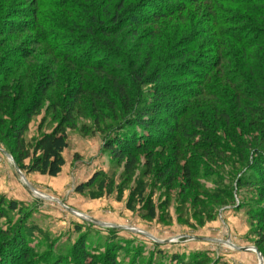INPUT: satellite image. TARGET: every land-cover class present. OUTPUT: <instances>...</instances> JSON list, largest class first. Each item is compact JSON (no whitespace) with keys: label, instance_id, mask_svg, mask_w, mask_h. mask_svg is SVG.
Returning a JSON list of instances; mask_svg holds the SVG:
<instances>
[{"label":"trees","instance_id":"obj_1","mask_svg":"<svg viewBox=\"0 0 264 264\" xmlns=\"http://www.w3.org/2000/svg\"><path fill=\"white\" fill-rule=\"evenodd\" d=\"M31 2L35 10L29 14L34 18L29 27L34 42L44 45L48 61L35 57L31 67L24 65L20 77L0 83V125H6L0 130L13 137V148L6 152L21 171L49 177L61 172L67 130L77 128V107L86 101L96 128L102 127L104 118L116 115L117 123L106 135L104 148L119 162L128 158V172L136 164V154L162 142L174 157L172 174L177 171L182 175L191 193H198L196 180L202 177L199 171L204 166L205 174L216 170L221 175L223 171L235 174L237 188L245 187L260 196L244 198L241 204L257 207L245 212L264 222V205L259 200L264 198V0ZM53 10H65L71 19ZM201 20L206 25L196 31ZM13 31L17 28L11 25L6 32ZM203 32L210 39L208 47L200 43ZM186 36L190 43L185 42ZM161 70H167L164 77L171 82L165 85L166 91L156 83ZM148 85L155 88L146 89ZM49 88L63 92L62 100L51 109L55 125L26 144L23 133L27 122L38 113ZM175 95L191 101L182 104ZM152 127L163 130L160 141L146 139ZM86 129L91 131L82 123L81 130ZM244 130L252 140L244 136ZM220 132L226 133L233 147L220 139ZM2 142L0 138V145ZM188 148L201 155L187 157ZM226 152L237 155L239 166L227 162ZM28 157L29 163H25ZM234 195L225 191L222 204ZM25 206L0 195V220L9 213L22 214ZM148 212L149 218H154L152 207ZM26 225V219L21 218L10 227L0 226V264L37 262L27 244ZM75 230L80 231V226ZM111 237V241L117 239ZM73 252L79 264H92L84 263L91 256L82 247ZM110 254H114L112 248L104 258L111 264ZM94 258L102 260L103 256Z\"/></svg>","mask_w":264,"mask_h":264},{"label":"rangeland","instance_id":"obj_2","mask_svg":"<svg viewBox=\"0 0 264 264\" xmlns=\"http://www.w3.org/2000/svg\"><path fill=\"white\" fill-rule=\"evenodd\" d=\"M31 1L0 0V83L20 77L24 65L31 67L35 57L48 61V54L42 49L44 45L34 42L29 27L31 19H34L29 14L35 10ZM53 13L71 19L65 10H53ZM203 21L196 23V31L203 30V25H206ZM11 25L17 31L6 32ZM20 25L24 26L18 28ZM200 34V43L208 47L210 39L206 38L204 32ZM184 40L191 42L188 36ZM15 63L21 66L16 67ZM160 73L156 83L162 91H166L165 85L171 83L164 77L167 70H161ZM145 88L153 89L155 86L148 85ZM62 93L59 89L47 90L38 113L27 122L23 133L26 144L32 143L33 139L55 125L51 109L57 101L62 100ZM175 96L182 104L191 101L184 96ZM86 104L85 101L77 107V128L67 130L68 147L63 152L65 164L57 176L27 173L19 169L27 182L46 198L28 188L15 170L14 160L1 152L12 149L14 139L9 133L0 130V138L3 140V145H0V176L5 178L6 185L14 186L11 188L12 195L26 198L21 201L26 205L22 214L9 213L5 219L0 220V226L10 227L16 220L26 219L27 244L32 249L31 256L37 261L35 264H56L58 261V264H79L73 249L80 247L91 256L84 263L92 264H110L104 256L111 248L114 250V254L108 257L109 261L114 260L111 264H227L221 260L224 254L236 250L219 241H229L239 247L259 246L264 264V222L245 212L251 208L257 209L256 206L241 204L247 195L259 198L256 192L245 187L237 188L235 174L223 171L221 175L219 170L214 174H205L207 170L204 166L199 171L202 177L196 180L198 193H191L182 175L177 174V171L172 174L176 167L174 157L169 147H162V142L148 152L136 154V164L128 172L125 168L128 158L119 162L104 148L106 135L117 123L116 115L112 114L110 119L104 118L102 127L96 128L93 124L94 116L89 114L90 108ZM155 116L159 118L162 114L156 113ZM82 123H86L91 131L81 130ZM5 126L0 125V129L5 130ZM209 126L213 129V125L209 123ZM161 131L159 127H152L146 139L160 141ZM226 133L229 135L228 131ZM226 133L220 132L217 135L225 139L229 147H233L226 139ZM244 133V136L252 140L247 131ZM28 152L29 157H32L33 150L29 149ZM185 152L187 157L201 155L199 150L191 148ZM233 154L228 156L225 153L230 158H227V162L236 166L238 160L236 154ZM29 157L25 163H29ZM178 161L183 163V157ZM96 176L99 177L92 182ZM79 187L82 192L77 191ZM225 191L235 192V197L222 204ZM4 197L10 199L6 195ZM259 200L264 205V198ZM60 203L88 218L78 217ZM149 206L154 209V218L148 216ZM95 221L104 225L96 224ZM76 225L80 226V231L75 230ZM30 227L34 228L28 230ZM126 228L145 232L151 237ZM111 236L117 239L111 241ZM154 239L170 242H156ZM60 255L64 258H60ZM97 256H103V259L96 260L94 257ZM249 257L245 255L232 259H236L238 264H249Z\"/></svg>","mask_w":264,"mask_h":264},{"label":"crops","instance_id":"obj_3","mask_svg":"<svg viewBox=\"0 0 264 264\" xmlns=\"http://www.w3.org/2000/svg\"><path fill=\"white\" fill-rule=\"evenodd\" d=\"M1 168V166H0ZM9 185H6V182H5V178L0 176V195H6L7 197L11 198V199H14V200H17V201H25L26 198H23L19 195H12L11 192V188L13 189L14 186H9ZM16 188V187H15ZM16 190V189H15ZM20 192V189H18ZM21 194V193H20ZM14 197V198H13ZM18 197V198H17ZM21 197V198H19ZM241 247H245V246H241ZM234 253H227V254H224L225 257H223V259H221L222 261L225 260V262H227V264H238L236 259L237 258H242V256H250L249 257V260H250V263L249 264H254L258 262V259H257V256L254 254V253H250V251H240V250H236V251H233ZM229 258H236V259H232V261H229L231 259ZM240 264V263H239Z\"/></svg>","mask_w":264,"mask_h":264},{"label":"water","instance_id":"obj_4","mask_svg":"<svg viewBox=\"0 0 264 264\" xmlns=\"http://www.w3.org/2000/svg\"><path fill=\"white\" fill-rule=\"evenodd\" d=\"M5 156H7L9 159H11L13 161V158L11 157V155L5 151H1ZM14 163V161H13ZM14 167H15V170L20 174L22 180L24 181V183L28 186L29 189L33 190L34 192H36L40 197H45L44 195H41L39 194L26 180V178L24 177V175L21 173V171L19 170L18 166L14 163ZM62 205V207L66 208L67 210L71 211V212H74L72 209H70L69 207H66L64 204L60 203ZM75 215H77L78 217H81V218H84V219H87L88 217H85L79 213H76L74 212ZM96 224H100V225H104V223H100V222H97L95 221ZM128 230H134V229H130V228H126ZM136 231V230H134ZM136 232H139V233H142L144 235H147L148 237H151L149 234H146L145 232H140V231H136ZM213 240V239H211ZM154 241L156 242H170V240H166V241H157L154 239ZM215 241V240H214ZM216 241H219V240H216ZM219 242H223L227 245H229L230 247H232L233 249L235 250H240V251H253L257 258H258V264H263V258H262V255L260 253V251L258 250V248L254 247V246H249V247H239V246H235L233 245L232 243H230L229 241H219Z\"/></svg>","mask_w":264,"mask_h":264}]
</instances>
